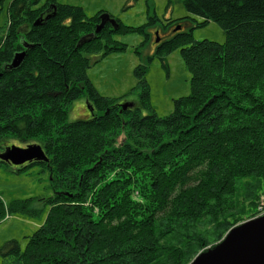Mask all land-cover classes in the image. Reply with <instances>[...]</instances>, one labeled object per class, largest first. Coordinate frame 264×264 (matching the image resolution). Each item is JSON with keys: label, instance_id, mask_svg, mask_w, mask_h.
I'll return each mask as SVG.
<instances>
[{"label": "trees", "instance_id": "obj_1", "mask_svg": "<svg viewBox=\"0 0 264 264\" xmlns=\"http://www.w3.org/2000/svg\"><path fill=\"white\" fill-rule=\"evenodd\" d=\"M184 5L203 19L197 27L216 22L226 40L196 41L191 32H177L157 44L148 62L159 58L168 68L165 57L179 49L191 74V93L159 116L149 104L146 61L135 69L139 102L127 109L121 98L101 95L88 76L93 56L126 49L117 34L138 32L146 47L157 16L138 27L117 19L118 29L106 24L96 34L103 10L90 17L57 0H10L0 37V142L40 143L49 160L18 169L43 166L54 191L25 248L14 239L4 244L2 252L16 264H189L231 227L258 215L264 0ZM21 51L23 62L12 68ZM81 98L95 113L71 121L72 104ZM31 203L7 205L0 197V222L15 212L40 213Z\"/></svg>", "mask_w": 264, "mask_h": 264}, {"label": "rangeland", "instance_id": "obj_2", "mask_svg": "<svg viewBox=\"0 0 264 264\" xmlns=\"http://www.w3.org/2000/svg\"><path fill=\"white\" fill-rule=\"evenodd\" d=\"M57 1L61 4L81 6L90 17L103 10L115 19H119L125 26L138 27L146 24L149 17L157 16V29H152V37L146 47H140L144 36L138 32L117 34L115 39L123 43L126 49L112 52L105 57L93 56L88 76L101 95L121 98V103L139 102L141 90L138 87L135 69L146 61V80L150 87L149 104L159 116L169 115L173 111L174 100L191 93V74L186 68L179 49L165 57L168 68L159 58L151 62L147 61V57L154 54L157 46L156 31L161 30L159 33L161 41L171 39L176 35H173V26L168 29L163 26L170 21L174 23L178 21L179 24L183 22L185 25L184 31L179 32H191L196 41L212 40L223 43L226 40L224 30L216 22L211 21L206 26L197 27V22L201 23L203 19L187 12L184 5L185 0ZM9 2L10 0H7L0 10V37L7 26ZM179 24H173L174 28ZM137 48L141 55L136 53ZM94 113L87 99L81 98L72 104L69 119L71 121L89 119ZM144 113L147 114L149 111H144ZM28 144H22L15 139H5L0 142L2 148L0 154L8 146L25 147ZM53 194L49 173L43 166L33 165L19 170L14 165L0 163V197L3 201L9 205L14 201L32 198L31 209L41 210L36 215L22 212L11 213L0 222V264H16L11 255L2 252L4 244L14 239L20 243L22 249L25 248L28 237L45 221L50 209L47 200ZM257 212V216L261 215L258 208Z\"/></svg>", "mask_w": 264, "mask_h": 264}, {"label": "water", "instance_id": "obj_3", "mask_svg": "<svg viewBox=\"0 0 264 264\" xmlns=\"http://www.w3.org/2000/svg\"><path fill=\"white\" fill-rule=\"evenodd\" d=\"M100 20L95 30L96 34L100 33L106 24H111L114 29L119 28L117 19L109 13H102ZM39 21L40 19L37 23ZM181 29V25H178L173 31L179 32ZM95 33L84 37L79 46L90 41ZM156 36V43H159L158 31ZM25 56L26 51L17 52L10 66L19 67ZM133 105V102H125L121 107L127 109ZM91 110L93 111L92 107ZM0 160L20 167L33 162H47L49 159L40 143H31L25 147L18 145L6 147L0 154ZM189 264H264V213L231 227L218 242L200 251Z\"/></svg>", "mask_w": 264, "mask_h": 264}, {"label": "built area", "instance_id": "obj_4", "mask_svg": "<svg viewBox=\"0 0 264 264\" xmlns=\"http://www.w3.org/2000/svg\"><path fill=\"white\" fill-rule=\"evenodd\" d=\"M258 211L260 214L264 213V196L262 197L261 202L259 203Z\"/></svg>", "mask_w": 264, "mask_h": 264}, {"label": "flooded vegetation", "instance_id": "obj_5", "mask_svg": "<svg viewBox=\"0 0 264 264\" xmlns=\"http://www.w3.org/2000/svg\"><path fill=\"white\" fill-rule=\"evenodd\" d=\"M175 24H179V22L174 23V25H175ZM174 25H173V27H172V30L174 29ZM179 25H181V27H182L181 30H183V29L185 28V25H184L183 22H181ZM157 31H158L159 33H161V30H157ZM157 31H156V32H157ZM183 31H184V30H183ZM176 33H177V32H174V31H173V35H175ZM159 38H160V37H159ZM160 42H161V40H160ZM160 42H159V43H160ZM159 43H157V44H159Z\"/></svg>", "mask_w": 264, "mask_h": 264}, {"label": "bare ground", "instance_id": "obj_6", "mask_svg": "<svg viewBox=\"0 0 264 264\" xmlns=\"http://www.w3.org/2000/svg\"><path fill=\"white\" fill-rule=\"evenodd\" d=\"M110 25V24H109ZM5 150V149H4Z\"/></svg>", "mask_w": 264, "mask_h": 264}, {"label": "crops", "instance_id": "obj_7", "mask_svg": "<svg viewBox=\"0 0 264 264\" xmlns=\"http://www.w3.org/2000/svg\"><path fill=\"white\" fill-rule=\"evenodd\" d=\"M134 103V102H133Z\"/></svg>", "mask_w": 264, "mask_h": 264}]
</instances>
